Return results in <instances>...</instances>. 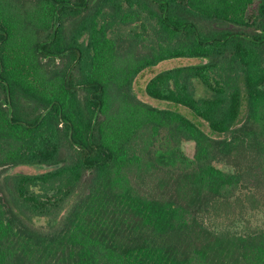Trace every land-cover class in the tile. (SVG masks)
<instances>
[{"label":"trees","instance_id":"trees-1","mask_svg":"<svg viewBox=\"0 0 264 264\" xmlns=\"http://www.w3.org/2000/svg\"><path fill=\"white\" fill-rule=\"evenodd\" d=\"M175 57L200 61L145 92L223 136L133 93ZM20 164L50 168L5 176L0 264H264V0H0V177Z\"/></svg>","mask_w":264,"mask_h":264},{"label":"rangeland","instance_id":"rangeland-1","mask_svg":"<svg viewBox=\"0 0 264 264\" xmlns=\"http://www.w3.org/2000/svg\"><path fill=\"white\" fill-rule=\"evenodd\" d=\"M254 6L255 4L252 6L253 9H254ZM56 61L58 62L59 59H56ZM199 61H200L199 59L191 58V57H175V58H169V59L160 61L159 63L142 70L136 75L132 83V91L137 98H139L140 100L146 103L151 104L152 106H155L158 108L173 109V110L180 112L181 114L187 116L188 118L196 122L206 133H209L210 135L223 136V134H214L210 130L206 122L202 118L194 114L187 107L180 105V104H175L170 101L151 97L145 92V85L147 81L157 72L164 70V69L171 68V67H175V66L195 64V63H198ZM208 93L209 92L201 84L197 85L196 95H207ZM245 115H246V102L243 99L239 118H238V123L244 120ZM182 148L188 156L193 155L194 143L192 141H184L182 143ZM49 168L50 167H48L47 165H26V164H20V165L7 167L1 172L0 187L2 188V191L4 190L6 194L10 195L11 189L9 188L10 186L7 185V182H6L7 180L5 176L14 175L18 173H26V174L41 173L43 171L48 170ZM88 184H89V178L87 175H85L81 179L78 186L75 188L73 194L71 195L70 202L76 201L80 197H82L84 194H86L89 190ZM258 216L260 217L262 215L260 214ZM31 220L33 224L37 226H45L48 222V218L44 216H32Z\"/></svg>","mask_w":264,"mask_h":264}]
</instances>
